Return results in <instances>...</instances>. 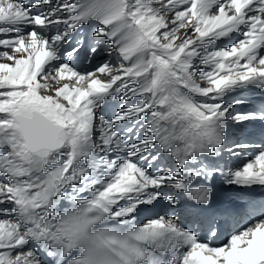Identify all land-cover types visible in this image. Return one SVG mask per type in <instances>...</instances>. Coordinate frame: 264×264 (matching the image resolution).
Returning <instances> with one entry per match:
<instances>
[{"label": "snow or ice", "instance_id": "6c2138e0", "mask_svg": "<svg viewBox=\"0 0 264 264\" xmlns=\"http://www.w3.org/2000/svg\"><path fill=\"white\" fill-rule=\"evenodd\" d=\"M86 26L87 62L118 63L79 70ZM253 89L264 0H0V264H264V219L214 246L212 221L140 218L208 205L217 175L264 188V104L237 111ZM230 123L245 133L226 148Z\"/></svg>", "mask_w": 264, "mask_h": 264}]
</instances>
